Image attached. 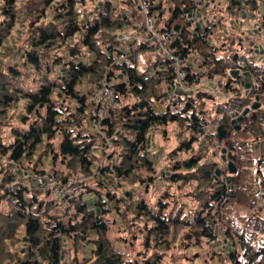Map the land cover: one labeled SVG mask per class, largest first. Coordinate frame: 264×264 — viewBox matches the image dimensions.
Wrapping results in <instances>:
<instances>
[{
	"label": "trees",
	"instance_id": "16d2710c",
	"mask_svg": "<svg viewBox=\"0 0 264 264\" xmlns=\"http://www.w3.org/2000/svg\"><path fill=\"white\" fill-rule=\"evenodd\" d=\"M219 2L220 7L216 0H149L156 30L173 35L171 50L185 62L187 84L197 87L173 104L165 100L175 78L171 62L160 51L143 57L150 69L165 67L147 75L135 59L156 43L119 40L146 30L138 0H0V264H264V237L253 230L264 224V168L254 149L264 138V45L259 53L261 44L250 47L251 58L240 60L234 47L241 35L232 27L242 12L255 18L264 0ZM195 10L209 18L203 27L190 23ZM256 28V35L264 34V11ZM228 41L233 46L226 47ZM219 50L223 54L217 56ZM228 50L234 61L225 64ZM235 69L254 83L248 94L235 84ZM218 73L228 76L225 91L232 95L216 111L222 117L210 114L211 128L206 115L216 93L199 85ZM104 80L116 81L118 99L101 123L100 137L90 111ZM258 94L261 107L236 131L232 120ZM166 102L160 112L154 107ZM172 121H180L189 135L177 132L171 148L157 156L154 143L148 149L150 132L159 130L170 141ZM209 137L231 153L238 170L233 189L213 178L217 158L200 142ZM102 148L113 164L101 161ZM45 161L51 162L49 171L41 168ZM30 174L44 180L50 175L60 186L79 182L80 195L57 204L49 199L52 190L35 187ZM89 181L107 190L95 191ZM85 195L94 198L92 207ZM113 224L120 233L115 240L109 237ZM215 225L225 244L215 255L212 245L204 254L200 250L214 240L209 231ZM87 245L92 253L81 258Z\"/></svg>",
	"mask_w": 264,
	"mask_h": 264
},
{
	"label": "rangeland",
	"instance_id": "374dc122",
	"mask_svg": "<svg viewBox=\"0 0 264 264\" xmlns=\"http://www.w3.org/2000/svg\"><path fill=\"white\" fill-rule=\"evenodd\" d=\"M239 1V0H238ZM216 3L219 5V0H216ZM215 3V4H216ZM220 6H222V5H219L218 7H220ZM262 7L261 6H259L254 12H255V15H256V17L255 18H248V19H246V17H247V14L246 13H243V14H241L242 16H241V18H239V19H234L233 20V22H232V27L235 29V30H239V31H237L238 32V35H241V36H238L237 38H236V45H235V49L238 51V53H239V59L240 60H242V59H245L246 57L247 58H251V54L250 53H248V50H249V48L250 47H252V46H255V45H264V34H259V35H261V36H258V35H256L257 34V24L259 23V21L261 20V13H263V10L261 9ZM204 12H201V14H202V17H201V14H198L197 16H192L191 18H192V20H193V22L194 23H196L197 25H199V26H201L202 24H204L206 21H208V17H207V15H204L203 14ZM244 16H245V18H244ZM171 17V14H167L166 15V19H169ZM253 17V16H252ZM135 21V24L137 25V24H139V19H135L134 20ZM178 22L179 23H182V24H186V22L185 21H183V20H178ZM229 23H231V21L229 22L228 21V24ZM237 23V24H236ZM131 29V28H130ZM241 30H243L244 32L246 31V32H248V35H249V33H253V34H255V35H249V36H247V34H245V35H242L241 34ZM214 31H215V34L216 35H218V32H219V30L218 29H214ZM124 35V34H123ZM122 36V35H121ZM148 43H150L152 46L155 44L154 43V41H152V40H149L148 41ZM217 45V44H216ZM219 46H220V44H218ZM230 46H233V44H232V42L231 41H228L227 42V45H226V47H230ZM117 49H119V48H121V46H119V45H117ZM220 49H221V47H220ZM258 49V53H259V51H260V49L259 48H257ZM21 52V49L19 50V53ZM159 52V49L157 48V46H156V44L153 46V48L152 49H150L149 51H147V52H141V51H139V52H137V54H136V56H135V59L137 60V63H138V65H139V68L141 69V70H143V71H146L147 72V75H151V73L153 72V69H150V64L149 63H147V61L146 60H144V58L143 57H146V58H150V57H152V56H154V55H157V53ZM223 54V52L221 51V50H219L218 51V53H217V56H219V55H222ZM114 55H115V57H118V52L117 51H115L114 52ZM224 58V60H223V62L226 64V63H232L233 61H234V58H232V55H231V53H230V51L228 50V51H226V53H224V56H223ZM15 61H16V64H19V63H21V60L17 57L16 59H15ZM241 75V78H240V81H241V83H239V84H237L236 82H235V84L236 85H238V86H240V87H242V88H244L245 89V85L247 84V83H250L251 82V80L247 77V75L246 76H244V75H242L241 73L239 74V76ZM232 76V75H231ZM205 80V79H204ZM227 80H228V76H225V75H223V74H220V73H218L217 75H216V78L214 79V80H205V81H200V85H199V87L201 88V89H203V90H211V89H214L215 90V93H216V105H215V107L214 108H209V110H210V112H208L207 113V115H206V117H207V127H211V128H214V126L212 125V120H211V113H214L215 115H218L219 117H222L223 116V114L222 113H219V114H216V111H217V109H218V107L223 103V101H224V99L226 98V96L227 95H232V93L231 92H226L225 91V84L227 83ZM201 82H202V84H201ZM218 82H219V84H218ZM242 82L243 83H245V85L244 84H242ZM221 86V87H220ZM161 87H163V86H161ZM197 88V87H196ZM195 88V89H196ZM85 89L87 90V86H85ZM246 90V89H245ZM225 91V94L223 93ZM261 102V101H260ZM166 104H167V102L166 103H162V104H156L155 103V105H154V107L156 108V110H158V112H160L161 111V109H164V107L166 108ZM197 110V114L198 115H200V109H196ZM226 110V109H225ZM226 112H228V113H230V111H227L226 110ZM180 121H183L182 119L180 120ZM180 121H172V122H170V129H171V133H170V141H164L163 140V135H162V133H161V131H159V130H153V131H151L150 132V137H149V139H148V149L150 148V145H152V143H154V146H153V151H155L156 153H157V156H162L163 155V151L164 150H168V149H170L171 148V145H170V142H172V140H173V135H175V134H177V132H183V138H185V139H187V137H188V130H184V127L183 126H181V122ZM201 131V130H200ZM101 132L99 131V136L101 137L102 136V134H100ZM155 135H156V139H155ZM132 138H134L135 137V135H134V133H132L131 135H130ZM172 139V140H171ZM212 139H213V137H209V139H207V138H201V140H200V142H204L205 143V149L207 150V151H209V153H213L214 154V156L217 158V161H218V166L216 167V169H218V168H220L221 169V175H219V176H217V177H215V171H216V169H215V171H214V173H213V178L216 180V181H220V182H225L228 186L230 185H232V180H231V182L229 183V176H230V174H229V172H228V165H227V163H228V161H226V162H224L223 160H222V150L223 149H227L225 146H216L214 143H213V141H212ZM155 140V141H154ZM197 144H198V142H197ZM258 146H260L259 148H256V147H258ZM161 149H160V148ZM261 147H263L264 148V138L263 139H261L260 141H257V142H254V149H255V151H256V157L258 158V159H260L261 160V163H262V167L264 168V161L262 162V159L264 158V149H263V151L261 150ZM105 148V147H104ZM104 148H102L103 149V151H102V149L100 150V152H99V154L101 155V161H104V163L107 165L108 164V160L106 159V156H107V154H106V152H105V150H104ZM115 148V147H114ZM203 150L205 153L207 152L206 150ZM214 151V152H213ZM103 152V153H102ZM227 152H228V150H227ZM208 153V152H207ZM229 153V152H228ZM226 156H227V154H226ZM157 158V157H156ZM163 158V157H162ZM161 159V158H160ZM231 160V159H230ZM116 161V160H115ZM113 160L112 161H110L109 163L111 164H113ZM50 164H51V162L50 161H45V163L42 165V169L44 170V169H47V171H49V167H50ZM166 165V164H165ZM163 166L164 168H163V171L164 170H167V167L166 166ZM220 165V166H219ZM236 165V164H235ZM162 169V168H161ZM30 177L31 178H33V175L32 174H30ZM43 177H38L37 179H35V177L33 178V180H32V182L34 183V186L36 187V185L37 186H40L41 184H44V185H42L41 187H44L45 189H47V187H48V189H50V187H52V181H54V182H56L57 183V181L54 179V178H52L50 175H48L46 178H45V180L44 179H42ZM72 181H74V180H72ZM27 182H29L28 180H27ZM46 182V183H45ZM47 182H49V184L47 183ZM51 182V183H50ZM70 182V181H69ZM68 182V183H69ZM30 183V182H29ZM67 183V184H68ZM73 183V182H72ZM57 185H58V183H57ZM112 185H114V184H112ZM88 186L90 187V188H92L93 190H95V191H106L107 189H103V188H101L100 186H99V184H98V182L97 181H89L88 182ZM54 190V189H53ZM52 190V191H53ZM84 191L86 192V189H84ZM262 194H263V197H264V192H262ZM234 195V194H233ZM43 195H41V197H40V199L42 200L43 199ZM45 197H46V195H45ZM50 200H53L55 203H57V204H59V199L56 197V196H54V195H50V198H49ZM264 200V199H263ZM261 205H263L264 206V202L261 204ZM112 218V215H111V213H108L107 215H106V219H108V220H110ZM111 221V220H110ZM220 226L219 225H215V226H213V227H211V229H210V233H213L214 234V240L212 241V240H208L207 241V247H209V248H206L205 250H204V252L202 251V250H200V252H202V253H206V251H209V249H210V245H212V250H210V251H212L213 252V255H215V254H217V250L216 249H220V247L222 248V245H223V243L225 244V240H224V237H223V235L220 233ZM253 230H255V232H257V235H258V233H260L261 235H262V237H264V224L262 225V226H259L258 228H257V226H253ZM257 230V231H256ZM119 234L120 233H118V232H116V226L113 224V225H111V229H110V231H109V237L112 239V240H115L116 238H118V236H119ZM214 243V244H213ZM226 245H227V243H226ZM23 252H24V250H23ZM192 256H194V253H192L191 254Z\"/></svg>",
	"mask_w": 264,
	"mask_h": 264
},
{
	"label": "built area",
	"instance_id": "2783aa9c",
	"mask_svg": "<svg viewBox=\"0 0 264 264\" xmlns=\"http://www.w3.org/2000/svg\"><path fill=\"white\" fill-rule=\"evenodd\" d=\"M140 4V8L142 12L146 15V30L143 34H124L122 35L119 40L122 41L123 44H130L136 40H143L149 41L152 40L154 43L157 44L158 49L162 56L166 58L168 61L171 62V65L174 70V80L172 85H168L167 93L165 100L172 102L173 104L179 101L180 97L184 93L193 94L195 92V88L190 87L187 84L186 78L187 74L183 69V60H181L178 56H176L170 47V43L172 42L173 35L170 32L160 33L156 30L155 24L152 18L149 17V0H138ZM198 2H202V0H197ZM243 1V0H240ZM201 14L199 10H195L189 14L188 18L190 23L195 27H203L204 24L201 26H197L196 23L193 22L192 16H197ZM243 14V12L241 13ZM202 17V14H201ZM237 24V23H236ZM127 54H130L132 49L123 45V50ZM133 49H136L134 46ZM165 70V67H161L160 65L153 70L151 75L157 74L159 71ZM202 82L205 81L204 79L201 80ZM201 82V84H202ZM208 92L215 93L214 89L207 90ZM118 94L116 91V81L114 80H104L101 83V86L97 89L94 95V108L90 111V118L93 125L94 130L99 134L100 126L102 121L106 117H110L112 111L115 109L117 105ZM173 111H176L175 106L171 107ZM43 179V178H42ZM52 187H50L54 196H56L59 200H66L68 198L78 197L80 195V190L82 185H79V182L70 181L65 186L57 185L56 182L52 181ZM73 182V183H72ZM46 183V182H45ZM49 184V182H47ZM51 183V182H50ZM44 185V184H41ZM44 188V187H43ZM45 189V188H44ZM48 189V187H47ZM46 189V190H47Z\"/></svg>",
	"mask_w": 264,
	"mask_h": 264
},
{
	"label": "water",
	"instance_id": "95a60500",
	"mask_svg": "<svg viewBox=\"0 0 264 264\" xmlns=\"http://www.w3.org/2000/svg\"><path fill=\"white\" fill-rule=\"evenodd\" d=\"M244 18H245V16H244ZM197 26H199V25H197ZM259 49H263L262 45H260V48ZM255 50L258 52V49L257 48ZM239 74H240V70H238V69L231 70V75H232L233 79L235 80V82L237 84L241 83L240 78H238L239 77ZM245 74L247 75L248 73H245ZM262 80L264 81V76L262 77ZM242 84L245 85V83H243V82H242ZM254 87H255V85H254V83L252 81L250 83H247L245 85L246 94H248L250 92V90L254 89ZM260 107H261L260 95L258 94V95H256L255 100L252 103V105L250 107H246L239 116H237L236 118H234L232 120V124H234L235 130L236 131H239L241 129V123L244 120V117L245 116H247L252 110H256V109H258ZM259 147L260 146H258L256 148H259ZM263 149L264 148L261 147V150L262 151H263ZM226 154H227V156H226ZM230 158H231V153H228L227 152V149H223L222 150V160L224 162L228 161V163H227V165H228V172L230 174V176L228 177L229 178V183L233 179V175L236 174L237 171H238L237 170V166L235 165V163L233 161L230 160ZM263 161H264V158L262 159V162ZM219 175H221V169L220 168L216 169V171H215V177H217ZM231 188L233 189V185H231ZM233 194H234V191L231 190L230 196H233ZM99 215H100V210L97 209V220H98V222L100 220V216ZM64 259H65V251L62 253V256H61V260L64 261Z\"/></svg>",
	"mask_w": 264,
	"mask_h": 264
},
{
	"label": "crops",
	"instance_id": "0c3cea01",
	"mask_svg": "<svg viewBox=\"0 0 264 264\" xmlns=\"http://www.w3.org/2000/svg\"><path fill=\"white\" fill-rule=\"evenodd\" d=\"M263 11H264V5L263 7L261 8ZM85 203H87L89 205V207H92L93 206V201H94V198L93 197H89V196H84V199ZM96 233H92V236H95ZM92 250H93V247L90 246V245H87L85 247H83L82 251H81V258H89L91 253H92ZM72 258V256L70 254L67 255V259L68 261H70ZM80 264H84V262H80Z\"/></svg>",
	"mask_w": 264,
	"mask_h": 264
},
{
	"label": "bare ground",
	"instance_id": "6f19581e",
	"mask_svg": "<svg viewBox=\"0 0 264 264\" xmlns=\"http://www.w3.org/2000/svg\"><path fill=\"white\" fill-rule=\"evenodd\" d=\"M211 36V35H210ZM208 37V36H207ZM259 64V63H258ZM254 76V75H253ZM234 80V79H233ZM255 80V79H254ZM263 169V168H262ZM262 200V199H261Z\"/></svg>",
	"mask_w": 264,
	"mask_h": 264
}]
</instances>
